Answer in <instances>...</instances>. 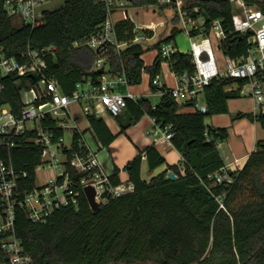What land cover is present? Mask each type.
<instances>
[{
	"label": "trees",
	"instance_id": "obj_1",
	"mask_svg": "<svg viewBox=\"0 0 264 264\" xmlns=\"http://www.w3.org/2000/svg\"><path fill=\"white\" fill-rule=\"evenodd\" d=\"M131 1L135 9H172L158 6L157 0ZM244 1L253 3L264 13V1ZM194 7L198 11L190 17L203 19L204 35L209 34L213 22L220 23L225 35L219 43L223 56L238 60L247 54L251 34L242 37L234 34L235 10L228 0H200L187 5V9ZM106 19V9L98 0H66L61 8L44 12L40 26L31 27L7 18L0 0V48L15 57L28 47L31 50L51 48L52 52L45 56L44 74L57 82L64 95H71L77 85L87 80L96 83L100 77L91 71L96 54L87 48L75 49L73 44L94 34ZM171 23H177L176 16ZM114 28L120 43L131 41L135 34L150 39L154 36L147 31L134 33V25L128 20L117 21ZM181 33L182 30L173 29L168 37L154 45L157 57L150 67L145 68L142 62L141 43L125 47L119 55L109 49L104 63L108 72L124 73L128 87L139 85L145 70L150 76L151 91L162 92L155 106L143 97L136 101L126 99L122 112L114 118L119 133L123 134L145 116L161 129L170 127V144L181 156V164L167 165L157 149L149 146L138 151L122 169L133 191L116 198L105 194L106 201L99 204L96 212L90 210L80 187L76 205L55 210L44 223H32L24 210L16 207L14 234L21 243L22 255L28 256L31 264H264V141L256 144L242 169L229 172L233 178L231 185H217L212 177L224 167L217 146L227 140L228 133L205 125L207 117L227 113V102L239 98L247 82L213 80L202 91L205 114L179 113L170 89H157L152 81L159 76L162 61L176 77L194 73L192 58L187 53L177 52L168 58L159 54L162 45L171 44ZM15 79H2L4 90L0 93V105H8L12 112L19 113L22 104ZM257 79L264 86V71ZM36 81L37 78H21L20 84L29 88ZM243 117H249L264 129V111L236 116ZM86 120L96 143L108 148L115 136L104 121L96 117H86ZM41 125L52 128L55 121L47 117ZM79 136L73 137L69 157L78 151ZM30 138L23 136L18 140L19 147L7 153L20 174L16 193L21 198L36 187L35 169L40 163L41 149ZM142 158L149 171L162 166L165 171L149 181L142 180ZM67 171L74 183L85 177L70 169ZM167 172L176 181L168 180ZM119 173L114 167L109 176L112 187L121 184ZM7 263L8 257L0 251V264Z\"/></svg>",
	"mask_w": 264,
	"mask_h": 264
},
{
	"label": "built area",
	"instance_id": "obj_2",
	"mask_svg": "<svg viewBox=\"0 0 264 264\" xmlns=\"http://www.w3.org/2000/svg\"><path fill=\"white\" fill-rule=\"evenodd\" d=\"M228 1L235 5V11H242L241 18L234 21V34L240 37L251 34L247 40L250 48L247 54L238 60H232L221 53L219 43L224 41L225 35L218 21L213 22L209 34L204 35L203 19L190 17L191 14L197 13V8L187 9L186 0H157L158 6H169L173 9L174 17L176 16L177 23L181 24L182 33L189 41V51L186 53L192 58L194 73L189 76H174L175 86L169 91L179 108L189 107L193 111L205 114V104L199 103L202 91L211 81L217 79L246 81L251 98L257 106L264 108V86L257 79L258 74L264 71V13L253 3L247 4L244 0ZM49 2L50 0H2V11L7 18L15 22L37 27L44 22L43 13L47 11L42 7ZM98 2L106 9V21L86 40L74 43L73 48H87L93 51L96 54V60L91 71L97 72L102 68L103 74L96 83L87 80L77 85L71 95H64L57 82L44 74L45 56L52 52L51 48L31 50L28 47L17 57L7 55L0 48V93L4 90L2 79L16 78L14 85L22 104L19 113L12 112L8 105H0V204L2 208L0 251L8 257L7 264H31V259L22 255L21 243L14 234L16 207L23 209L29 221L37 224L44 223L46 218L57 209L70 204L75 206L79 196L78 187L82 191L84 187L91 186L95 191L94 199L98 205L105 203V194L116 198L133 191V185L128 182H123L116 187L110 185L109 176L103 172L95 152L89 148L79 133L72 107H77L85 118L111 117L114 119L122 112L126 99L133 101L139 99L127 91L122 92V89L128 88L125 75L108 72L104 67L107 59L105 53L110 49L112 53L119 55L125 47L150 41L152 38L135 34L129 42H118L114 28L116 22L111 18L114 12L120 13L122 16L120 20H128L134 25V33L147 31L154 35L158 27L165 25L149 23L136 26L129 13L130 10L135 9L131 0H98ZM177 52L171 44H166L161 46L159 54L162 58H168ZM31 76L33 79L37 78L36 83L29 88L21 86L20 79L31 80ZM158 78L155 77L152 81L154 87L159 84ZM158 93L162 94L160 91ZM47 117L55 121L54 127L47 128L41 125ZM154 126L155 129L147 133L153 142L170 144L172 137L170 127L161 129L155 124ZM58 133L61 135L57 136ZM67 133L70 135L68 144L65 143ZM25 135H29L31 137L29 141L41 149L40 163L35 172L37 169L45 170L48 177L41 186L35 187L31 193L21 198L16 193L20 174L7 158V153L18 148V140ZM74 135H80L78 151L69 157ZM67 169L76 174H84L85 177L78 184L74 183L70 180ZM212 179L217 185L229 186L233 183L229 170L224 167L214 174ZM220 207H222L221 204Z\"/></svg>",
	"mask_w": 264,
	"mask_h": 264
},
{
	"label": "crops",
	"instance_id": "obj_3",
	"mask_svg": "<svg viewBox=\"0 0 264 264\" xmlns=\"http://www.w3.org/2000/svg\"><path fill=\"white\" fill-rule=\"evenodd\" d=\"M170 76L172 77L173 85L175 86L174 75L170 73ZM158 80H159V84L155 88L157 89H160L162 87L166 88V85L161 82L160 77L158 78ZM244 87L248 89L247 92L245 93L247 97H244V99H240L238 101L229 100L227 102V113L211 116L209 118V122L206 124V126H210L213 129L227 130L228 133L227 140L220 143L217 146V148L224 162V168L229 170V172H235L237 170L242 169L248 156L255 150L256 144L260 141H264V129L259 125V123L250 120L249 117L236 118V116L239 114L245 116L256 115L258 114L260 109H264L263 107H259L255 104L254 100L250 96L249 88L246 85ZM129 90L130 87H128L126 90L122 89V92L127 91L129 94H131L134 97H139V98L142 97V95H139L137 91H134L135 93L134 92L130 93ZM158 92H159L158 90H156L154 93L152 92L150 94L151 97L150 99H154L159 103L161 95ZM199 103L200 104L204 103L201 97ZM76 110L77 108L72 109V111L75 113V123L78 128L79 117L77 115ZM192 112L194 111L192 110L186 113H192ZM179 113L183 114L184 112L181 110ZM102 120L104 121L105 125L107 126V128L109 129L112 135H117L118 131L120 132L119 125L117 124L115 119L111 117H105L102 118ZM141 120L135 126L129 128L126 131V134L130 135L132 146L130 151L128 152V156L125 159L123 160L120 159L119 161L115 160V158H117L118 156V151L114 147L116 144L115 140L107 148L109 151V153H107L109 156V162H105V161L100 162L97 153L93 150L96 154V157L103 172L107 176H110L112 174L114 167L120 170L119 179L121 183L127 182V175L125 172L122 171L127 161L130 160L131 157H134L133 155H137L138 151H143L145 148L149 146H154L159 152V154L164 158L165 163L169 166H177L180 165L182 162L181 156L171 146V144H168L166 142L154 143L152 138L147 135V133L155 129L153 121L147 118L146 121L141 123L142 122ZM140 124H142L141 128H140ZM88 129H89V125H88ZM89 133L91 134L90 131ZM80 134L82 135L86 144L89 146L83 134L82 133ZM91 137L93 142L97 146H99L96 143L92 134ZM89 148L91 149L90 146ZM164 171H165V166L159 167L154 171H149L147 169L144 159H142V164L140 168V176L142 180L149 181L152 177H155ZM122 177L124 180H122Z\"/></svg>",
	"mask_w": 264,
	"mask_h": 264
},
{
	"label": "rangeland",
	"instance_id": "obj_4",
	"mask_svg": "<svg viewBox=\"0 0 264 264\" xmlns=\"http://www.w3.org/2000/svg\"><path fill=\"white\" fill-rule=\"evenodd\" d=\"M65 1L66 0H50V2L45 4L44 7H42V8H45V10H47V11L57 10L64 5ZM198 1H200V0H186L185 6L187 7L188 3H192V2L195 3ZM129 13H130V16L132 17V20L136 26L146 25L149 23H154L157 25L162 23L165 25L164 27H158L157 28V30L154 34V37L150 41L141 42L143 50H144V54L142 55V58H141L142 62L144 64L145 68L150 67L152 65L153 61L155 60V58L157 57V51L154 48V45L160 39L168 37L173 29L181 30V24L180 23L179 24L178 23H176V24L171 23V20L174 17V11L170 8L164 9L163 11H161L157 7H147V8H141V9H132L129 11ZM241 16H242L241 10L235 11V13H234L235 20L240 19ZM121 17L122 16H120L119 12H114L111 16L112 21H114V22H117L118 20H120ZM171 45L173 47H175L179 53H186L189 51V41H188V38L183 33L178 34L175 37V39L171 42ZM218 58L220 60L219 55H218ZM159 77L161 79V82L166 85L167 89L174 88L173 80H172V77L170 76L168 64L165 61H162L160 64ZM149 80H150L149 73L144 70L142 72V75H141V83L139 85L130 87L129 91H130V93L137 91V93H139V95H142L143 98L148 99L151 106H155L158 104V101H156L154 99H150L151 98L150 94L152 93V91H151V88L149 85ZM247 90L248 89L246 87H244L239 94L240 95L239 98L232 99L230 101H238L240 99H244V97H247L245 94L247 92ZM74 108L76 109L77 107H74ZM74 108H72V109H74ZM181 110L184 113H186V112L192 111L193 109L188 108V107L182 108V109L179 108L178 112H180ZM76 112H77V115L79 117V122H78L79 132L83 134L84 138L88 142L91 149L97 153V156H98L100 162H104V161L109 162V156L107 154V153H109L108 149L97 146L93 142L91 134L88 131V123H87L86 118L81 115V113H80V111H78V109L76 110ZM147 118H146V116H145V118L143 117L141 120L142 121L141 123L146 121ZM209 118L210 117H207L205 119V125L209 122ZM141 127H142V124H140V128ZM126 131L123 134H120L118 131L117 135H114L115 141H116V144L114 147L118 151V156H117V158H115L116 161L117 160L119 161L120 159H122V160L125 159L128 156V152L131 149L132 142L130 139V135H127ZM69 139H70V135L67 133L65 135V143L66 144L69 143ZM133 156L135 157L136 155H133ZM134 157H131V159L128 161H131ZM47 177H48V173L45 170L37 169L36 170V179H35L36 187L41 186ZM122 180H124L123 177H122Z\"/></svg>",
	"mask_w": 264,
	"mask_h": 264
},
{
	"label": "water",
	"instance_id": "obj_5",
	"mask_svg": "<svg viewBox=\"0 0 264 264\" xmlns=\"http://www.w3.org/2000/svg\"><path fill=\"white\" fill-rule=\"evenodd\" d=\"M231 8L234 9L235 8V5L234 4H231ZM97 73L99 75H102L103 74V69H99L97 71ZM31 78L33 79V77L31 76ZM166 178L170 181H176V177L171 173V172H167L166 174ZM83 195L85 196L86 198V201L89 205V208L92 212H96L98 211L99 209V205L98 203L95 201V191L94 189L91 187V186H86L83 188Z\"/></svg>",
	"mask_w": 264,
	"mask_h": 264
}]
</instances>
